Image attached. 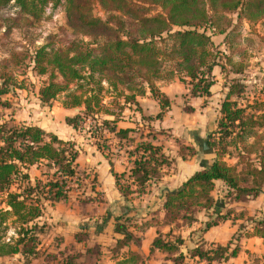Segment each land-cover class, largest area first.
<instances>
[{
	"label": "trees",
	"instance_id": "1",
	"mask_svg": "<svg viewBox=\"0 0 264 264\" xmlns=\"http://www.w3.org/2000/svg\"><path fill=\"white\" fill-rule=\"evenodd\" d=\"M62 2L71 40L62 48L27 47L1 58L0 108H8L3 98L22 88L16 85L17 72L29 67L35 75L46 77L38 90L39 104L50 107L64 96L63 107L82 106L83 111L65 118V124L76 132L85 131L97 151L107 157L114 155L112 148L124 150L130 168L126 174H113L115 188L123 200L139 198L161 179L162 170L171 161L161 147L153 145V130L136 140L134 135L139 129H116L122 110H138L137 99L148 91L159 105L160 112L155 117L159 120L170 102L156 88V82L178 80L187 88L188 98H209L214 67L226 75L242 74L231 65L232 57L241 50L239 27L241 22L258 27L257 32L253 31L254 38L247 42L264 52V0H0L2 38L14 30H30L40 21L45 4L55 7ZM94 5L104 13V20L93 16ZM217 36L223 37V50L213 42ZM232 80L215 129L208 136L213 160L180 187L166 192L162 218L151 216V223L135 227L139 233L156 229L150 251L165 254L171 264H225L239 252V244L221 246L201 239L185 248L180 235L161 232L179 222L188 226L195 223L193 208L210 212L199 230L201 235L220 224L242 221L236 232L237 243L241 238L264 240V209L258 217L245 218V214L229 208L221 211L212 197L217 181L226 189L222 196L225 207L264 197V101H249L246 85ZM102 83L113 93L112 105L117 112L107 111L100 101ZM87 119L94 127L85 125ZM78 154L70 141H61L37 126H17L0 117V227L13 218L17 228V238L12 243L0 244V257L20 253L25 264L37 257L56 264H77L81 258L83 264H100L98 245L83 255H61L60 260L57 255L39 250L43 228L37 220L42 216L43 204L66 202L73 187L86 188V181L90 191L95 190V177L77 168ZM177 154L182 161H189L197 152L193 146L179 145ZM225 157L235 159V163L228 165ZM30 167L42 169L41 179L33 184L27 174ZM130 222L125 213L115 219L112 233L117 238L108 256L116 260L122 254L116 264L145 261L128 250L130 245L138 247L141 242L129 227ZM104 224L96 226V233ZM87 227L85 223L80 225L73 235L74 243H86Z\"/></svg>",
	"mask_w": 264,
	"mask_h": 264
},
{
	"label": "crops",
	"instance_id": "2",
	"mask_svg": "<svg viewBox=\"0 0 264 264\" xmlns=\"http://www.w3.org/2000/svg\"><path fill=\"white\" fill-rule=\"evenodd\" d=\"M221 43L219 47L220 49L223 48ZM212 75L214 77V84L210 88L209 98H188L187 88L178 80L156 82V88L160 93L167 97L170 102L169 109L159 120L155 119L156 115L160 112L159 105L157 101L151 98L148 91L143 97L137 99L138 110L129 107H125L122 110L116 122V129H139V132H137L139 138L140 134L145 136L148 134L149 130H153L156 133V135H154L155 139L152 142L153 145L161 147L162 153L172 163L170 168L168 167L162 170L161 179L156 183H152L150 192L141 198V204H143L144 209L137 213L139 216L147 217L151 207V216L153 214L162 218V204L166 192L180 187L193 173L208 166L213 160V153L208 146V136L215 129V123L219 117V108L226 96L227 88L224 87L225 85H222V73L218 67L213 68ZM175 96H178V98H174ZM146 99L149 101V103H147L149 106H143ZM186 101H188V104H186L187 109L185 110L184 102ZM58 111L61 112V114L62 111H67L61 119L65 132L60 133L55 127L52 119L48 122V128L45 126L43 127L40 123H26L25 125L37 126L46 133L55 135L61 141H70L74 143L79 153L76 161L77 168L80 171H84L95 177L97 189L95 188V190L91 192L92 194H102V200L104 202L101 204V207H110L111 211L101 214L100 218L91 219L92 223L87 227L89 230L88 240L86 243L76 244L73 242V235L77 233L81 222L85 221V218L87 220L92 218V215L90 216L89 214L90 210L88 209L90 208V204L85 203L86 205H80L79 207V205L69 204L68 200L56 204L51 208L53 211H51V213L49 212V216L44 215L46 216L44 218L47 219L40 217L37 220L38 223L42 220L44 221V223H39V225H45L47 231L46 239L43 241L46 242V247H42L43 242L41 241L39 250L41 252H46V254L57 255L59 257L57 260H60L61 255L64 257L74 253L83 255L87 249H92L93 246L98 245L100 246L99 252L101 255L99 263L116 264L121 261L122 254L117 257L116 260H111L108 256V251L114 246L117 238L112 233V229L115 219L123 215V213H120V208L123 207L124 202L115 188L113 174H126L130 168L129 159L124 154V150L112 148V152L116 153L112 157H107L105 154L97 151L93 144V146H84V140L80 136L81 133L74 131L64 122L65 118H73L82 112V106L71 109L62 106ZM70 112H72L71 116L68 115ZM105 118L112 120V117L109 116H106ZM173 139L174 142L172 147L171 142ZM111 142L115 145L113 140H111ZM179 145L193 146L197 152L196 156L192 160L182 161L177 154ZM41 173V168L30 167L27 170L30 183H34L35 180L41 179ZM85 183L88 182L86 181ZM217 188L220 189L218 194L214 195L213 192L212 195L215 196L214 200L221 211H224L225 208H229L235 210V212H245L241 207H246L254 203L256 204L260 197L264 200L263 196H259L253 201L232 204L225 207L222 204V196L226 191L225 186L222 182L217 181L215 182V189ZM149 201L150 203H148ZM78 204L81 203L78 202ZM262 205L264 206L263 201ZM60 207L66 208L63 210ZM76 209H81L82 211H77ZM253 210L255 211V209ZM80 212H82V214ZM202 213L203 212L199 214L201 216L196 219V222L193 225L190 227L186 226V229L189 230L185 231V233H191L198 230V228L207 221V214H205V217ZM103 223L105 224L102 230L96 233V226ZM171 228L172 226L164 227L161 231L167 233ZM236 230V224L226 222L209 229L202 235V239L206 243L226 246L229 244L231 237L236 233ZM155 232L156 231H154L153 228H148L144 233L133 232L135 236L141 238V242L138 247L130 245L128 250L147 259L151 252V243L155 237ZM175 234L180 235L184 244L186 243L184 231H178L177 233L173 232V235ZM48 239H50V241ZM54 240H56V244L51 245L50 242ZM67 243L73 247H64ZM124 252L127 251L123 250L122 253ZM40 258L37 257V259L30 261L29 264H56L55 262H44L43 258ZM164 258L165 254L159 251L155 250L151 252V264H171L170 261L164 260ZM82 259L83 258L76 260L77 264H83L84 260ZM146 261L145 263H148ZM24 262L25 261L20 253L0 257V264H25ZM225 264H264V240L256 237L241 239L239 242V252L234 258L229 259Z\"/></svg>",
	"mask_w": 264,
	"mask_h": 264
},
{
	"label": "rangeland",
	"instance_id": "3",
	"mask_svg": "<svg viewBox=\"0 0 264 264\" xmlns=\"http://www.w3.org/2000/svg\"><path fill=\"white\" fill-rule=\"evenodd\" d=\"M48 5H51V4L47 3L44 5L42 13H41L40 21L35 23L34 27L31 28L30 30L25 29L27 31H24V32L14 30L6 38L4 37L2 38L1 36L2 30H0V59L7 57L9 54L13 52H19L21 50L27 49V47H29V49H32L33 47L38 48L41 46H46L48 47V50H49V49L62 48L65 45H67V42L71 40L70 37L72 36L69 35L65 27L64 4L62 2L55 7L51 5V8H49V11H48ZM155 13L156 12H152L151 15H155ZM92 14L95 17L101 18L102 20L105 19L104 13L100 10V8L97 5L93 6ZM258 30H259L258 27L252 28V26H250L248 23L241 22L240 27H239V36H240L239 37L240 38L239 47L241 48V50H240V53H237L232 57L231 65H234L233 67L234 71H237V70L240 72L242 71V74L241 73L237 74V76L233 74L226 75L224 71L222 73V78H221V80H223L222 85H225L224 86L225 88H228L232 79H234L232 81H238V82L241 81L242 84H245L248 89L247 97L249 98V101H253L254 99H260L261 101H264V52L258 51L255 47H253V44L250 45L247 42L248 39L254 38V35H255L254 32L255 31L257 32ZM221 42H222L221 36L219 37L217 36L214 38V44L216 46H219ZM221 50H223V48H221ZM230 68L232 67L229 66L228 68L227 66V69H230ZM16 82H17L16 85L22 88L16 89L13 94L8 95L7 97L3 98L4 101H6V103L9 105V107L5 109L0 108V117H3L6 121L10 120L13 123V125H17V126L25 125L26 123H30V124L40 123L43 127L45 126L46 128L49 127L48 122H50V120L52 119L57 130L60 133L65 132L61 119L63 118V116L65 115L67 111H62L63 115L61 114V112L58 111V109L63 106L62 103L65 100L64 96H59V98H57L56 101H54V103H52L50 107L41 106L38 102V97H37L38 90L45 84L46 77L37 76L31 72L29 67H26L16 73ZM101 85L103 87V90L100 94V98H101L100 101L102 102L103 106L107 109V111L117 112L115 106L112 105V103L115 102L113 98V93L110 92V90L107 88L105 83H102ZM87 87L89 86H85V89H88ZM178 96H175L174 98L177 99ZM147 99L145 103L143 104V106H149V104H147L149 103ZM186 104H188V101L184 102L185 110L187 109ZM68 109H71V108H68ZM68 115L71 116L72 112H70ZM85 125L87 127H94V123L92 124V122L89 119L85 121ZM79 133H81L80 136L84 140L83 141L84 146H91L93 141L88 136V134H86L85 131L79 132ZM135 134L136 135L134 136V138L138 140L139 135L137 133ZM173 142H174V139L171 142L172 147H173ZM111 151L113 150L111 149ZM112 153L115 154L116 152H112ZM224 161L228 165H233L235 163V159L228 158V157H225ZM171 164L172 163L169 164V168L171 167ZM41 172H42V169H41ZM31 184H33V182H31ZM84 185H86V188L73 187L71 193L69 194L68 202L71 205H77V206L79 205V207L80 205L83 206V205H86L85 203H89L90 208L88 209L90 210L89 214L90 216L92 215L91 216L92 218L88 220L85 218V221L81 222V224L85 223V225H91L92 223L91 219L100 218L101 214L108 213V211L110 212L111 209L110 207H107V206L101 207V204L104 202L102 200L103 199L102 194H99V196L96 197L94 196L95 195L94 193L92 194V192L89 191L90 190L89 183H85ZM95 188L97 189L96 185H95ZM150 188H151V185L147 189V192L139 198L130 197L127 200H123V198H121L124 203H123V207L120 208V213L127 214L128 218L131 216L129 218L131 221L129 227L131 228L133 232H137L135 230L136 226L138 227L140 225L142 226L144 222L151 223V207H150L149 215L147 217H141L137 214L138 212L142 211V209H144L143 204H141L142 202L141 198H143L148 192H150L151 190ZM219 190H220L219 188L215 189L213 191L214 195L218 194ZM212 197L214 198L215 196L212 195ZM87 200H90L91 202H88ZM78 201H82L81 204H78ZM262 201L264 203L263 198L260 197L259 201L256 202V204L254 203L246 207H241L242 209L245 210V212H241V213L246 215L245 218L257 216L258 212L264 209V206L262 205ZM148 203H150V201ZM52 207L54 206H50L49 204L44 203L41 217L44 218L46 216H49V212L51 213V211H53V209L51 210ZM66 207L64 208L60 207V208L65 210ZM253 209H255V211ZM76 210L82 211L81 209H76ZM191 211L193 212V217L195 218V220L201 216L199 215L201 214V212H203L202 214H204V216L205 214H207V218L209 219L210 212H205L201 210L199 211L197 208H193ZM80 213L82 214V212ZM236 213H240V212H236ZM152 216H155V215L152 214ZM44 219H47V218H44ZM42 221H40L39 223H44V221L43 222ZM244 221L245 219L243 220V222ZM241 222L237 221L235 223L237 226L236 232L238 231V225H240ZM39 226L43 228L42 233L39 234V237L41 238V241L43 242L45 241L46 236H47L46 226L45 225H39ZM186 226L190 227L191 225L188 226L187 224L183 222L173 225L170 230V233H172L173 235V232L177 233L178 231L179 232L184 231V237L186 239V243L182 247H193L194 243H196L199 239L203 240L202 235L199 233V230L201 229V227L198 228V230H195L194 232L185 233V231L189 230V229H186L187 228ZM153 230L156 231L155 228H153ZM16 231H17V228H16V224L14 223L13 218H9L5 222V224L0 227V244L1 243H12L17 238ZM145 231H143L142 233H144ZM191 234H192V237H191ZM236 236L237 234L235 233L233 237H231V240L229 242V243L232 242V247H235V245L239 244L240 240L243 239L241 238L237 243ZM48 240L50 241V239ZM45 243L46 242H43L42 247H46ZM50 243L51 245H55L56 240ZM207 244H210V243H207ZM64 247H73V246L67 243ZM164 260H166V258H164ZM145 261L148 263H145ZM145 261L143 264H151V252H150L149 257L145 259ZM187 264H194V263L187 262Z\"/></svg>",
	"mask_w": 264,
	"mask_h": 264
},
{
	"label": "built area",
	"instance_id": "4",
	"mask_svg": "<svg viewBox=\"0 0 264 264\" xmlns=\"http://www.w3.org/2000/svg\"><path fill=\"white\" fill-rule=\"evenodd\" d=\"M49 8H51V5H48V11H49ZM91 126V125H90Z\"/></svg>",
	"mask_w": 264,
	"mask_h": 264
}]
</instances>
